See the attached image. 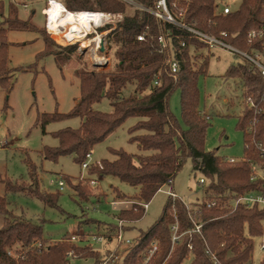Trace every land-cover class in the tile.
Instances as JSON below:
<instances>
[{"label":"trees","instance_id":"16d2710c","mask_svg":"<svg viewBox=\"0 0 264 264\" xmlns=\"http://www.w3.org/2000/svg\"><path fill=\"white\" fill-rule=\"evenodd\" d=\"M130 1L149 9H154L156 3V0ZM61 2L71 12L120 14L122 17L114 24L99 28V32L109 30L107 42L115 60L113 67L110 70L102 67L76 71L80 94L73 109L67 114L55 112L38 117L36 123L43 134L51 123L70 118L81 120L76 129L53 132L51 135L58 140V145L43 147L41 157L56 162L59 157L71 156L81 166L97 144L106 140L127 119L135 118L137 121L129 128L128 135L138 153L110 150L112 160L92 163L86 169L89 177H112L135 190L131 196L133 204L118 212L117 221L140 220L145 214L140 204H149L163 186L171 187L187 160L191 161L193 171L201 172L210 180L205 188V200L194 212L188 210L180 198L168 195L158 219L148 229L138 232L127 254L114 264H142L153 243L157 245V251L147 264H183L188 258H191L190 264H214L210 255H214L218 264H253L255 240L263 235L264 209L242 205L234 209L222 205L209 209L206 202L231 199L250 191L264 193L261 181L250 180L251 164L264 163V157H260L254 146V142L264 141V78L244 59L226 73L227 78L240 82L243 95H249L254 103L252 108H242L236 123V130L243 133L244 156L230 163L204 150L210 124L208 116L199 108L198 80L206 75L209 58L191 52L205 48L202 44L188 39L180 28L124 0ZM23 4V1L10 2L8 16L0 23V89L7 94L13 87V72L8 67V31L46 33L44 27L39 31L31 23V16L27 20L19 19L18 7ZM166 4L174 14L183 11V20L203 32L215 36L225 33V41L241 51L250 52L258 46L257 43L250 45L247 35L264 27V0H241L236 10L225 15L217 12L214 0H166ZM128 8L132 9L130 14L126 13ZM0 14L3 16V3H0ZM167 32L173 37L172 47L160 52L156 38ZM140 36H143L142 41L137 39ZM182 41L184 47L180 45ZM45 48L48 49L47 45ZM63 49L72 54L76 45ZM46 55H53L58 63L66 60L58 53L46 52ZM171 58L179 61L175 78L166 65ZM154 81L158 82L156 86H153ZM127 87H133V91L124 96ZM176 90L180 92L182 125L168 108L169 97ZM102 99L109 102V113L93 109ZM247 128L252 130L247 132ZM26 163L33 185L31 190L4 179L5 191L27 193L46 206L56 207L57 194L40 193L36 169L29 160ZM60 177L79 200L85 201L91 196L86 184L89 179L75 185L68 177ZM7 205L6 197L0 196V215L4 219L0 229V264H68L69 253V258L91 259L93 264L104 262L109 250L101 252L68 241L50 243L43 238L40 225L9 217L11 212ZM195 224L200 225L199 232L192 231ZM173 226L179 236L174 245ZM105 230L103 236L109 243L117 225H110ZM256 264H264V255Z\"/></svg>","mask_w":264,"mask_h":264},{"label":"rangeland","instance_id":"374dc122","mask_svg":"<svg viewBox=\"0 0 264 264\" xmlns=\"http://www.w3.org/2000/svg\"><path fill=\"white\" fill-rule=\"evenodd\" d=\"M214 1L219 13L224 6H228L232 11L236 10L241 2V0ZM0 3H3V16L0 14V23H2L8 16L10 2L0 0ZM43 7L44 0H32L28 10L18 7V17L27 20L31 16V23L40 31L42 27L45 28L44 17L41 15ZM32 10H34L33 15ZM131 12L130 8L126 10L127 14ZM111 21L114 24V18L108 23ZM40 32L38 34L24 30H9L7 33L8 67L13 72V87L8 94L0 89V196L6 197L7 210L11 212L9 217L21 218L40 225L43 238L50 243L67 241L75 235L88 237L104 235L105 229L110 225H117L118 212L130 208L133 204L134 200L131 196L135 190L112 177H89L86 170L76 164L71 156L59 157L56 162L44 160L40 155L42 148L58 145V140L51 134L64 128L76 129L81 120L70 118L51 123L45 127L46 134L42 133L41 126L36 121L41 114L55 112L67 114L73 109L80 94L76 71L102 67L110 70L113 67L115 60L113 52L108 48V32L100 35L104 46L102 52H96L94 43L90 42L91 39H85L75 43L76 50L72 54L63 49L72 45H65L61 40L58 41L62 45L56 44L46 34L47 32ZM63 34L70 39L66 33ZM46 52L58 53L66 60L58 63L53 55H46ZM191 52L209 58L207 73L198 80L199 108L208 116L210 124L204 150L226 160L238 161L244 156V146L243 133L236 130V123L245 106V98L240 82L237 79L227 78L226 73L231 66H236L243 60L220 50L208 51L203 48ZM103 57L108 60L106 63H102ZM132 91L133 87H127L123 95L127 96ZM168 108L181 123L179 90L174 91L169 97ZM93 109L102 113L111 111L106 99L94 105ZM136 121L135 118L127 119L106 140L97 144L91 152L90 159L87 160L88 164L104 159L112 160L110 150L121 149L128 154L136 155L138 151L135 144L129 142L128 135L129 128ZM26 160H29L36 169L39 192L57 194L56 207L46 206L38 198L27 193L5 191L2 183L4 179L18 182L19 186L31 190L33 185L28 176ZM61 175L68 177L75 185L89 179L86 184L91 196L85 201L79 200L65 181V187L60 191L57 181L60 180ZM201 181L203 184H200ZM209 183L210 180L201 172L192 170L191 161L187 160L175 177L173 185L164 186L154 195L148 204V210L134 226L130 225L132 222L123 221L122 232L128 238L134 239L140 230L148 229L160 216L170 194L180 198L188 210L196 211L205 200V188ZM3 224V216L0 215V229ZM127 232L131 233L126 234ZM258 243L256 239V248ZM72 244L99 248L97 244L87 241ZM114 249V239L109 243L105 242L104 248L100 251L109 250V252L102 264H114L122 260V257L119 261L113 258ZM257 253L255 257L258 259ZM190 261L191 258H188L183 264H190ZM68 264H93V260L68 257Z\"/></svg>","mask_w":264,"mask_h":264},{"label":"built area","instance_id":"2783aa9c","mask_svg":"<svg viewBox=\"0 0 264 264\" xmlns=\"http://www.w3.org/2000/svg\"><path fill=\"white\" fill-rule=\"evenodd\" d=\"M1 1H9L13 3H18L19 1H23L24 4L21 6L24 10L29 9V3L32 0H1ZM125 2L134 5L135 7L142 9L146 11L147 13L153 15L155 18L170 23L184 32H186L188 39H192L200 44H202L207 50H220L223 52H226L234 57H240L244 60H246L248 63H250L258 72L259 74L264 78V27H262L260 30H253L250 31L247 35V42L250 45H254L257 43V47L252 49L250 52H244L241 51L235 47H233L231 44L225 41L226 34L225 33H220L219 36L212 35L210 33L203 32L199 29H197L193 24H188L183 20L184 12L179 11L176 14L172 13L170 9L167 7L166 0H156L155 3V8L154 9H149L142 7L140 5H137L136 3L130 1V0H124ZM53 5H59L61 12V15L68 14L69 11L61 2V0H44V7L41 9V15L44 17V24H45V29L48 34V36L56 43L62 45L58 40H61L64 42L63 44L65 45H73L75 43H78L81 40H90L91 43H94V50L96 52H102L104 50V46L102 45V50L101 49V40H100V35L102 33L109 32L104 31V32H99V28H102L106 26L107 24H112L113 22H109L114 18V21L121 19V15H111L107 13H100L104 17L101 19L99 24H91L88 29L81 28L82 33L80 38H71L68 39L64 36L63 32L65 31L64 28L59 29L58 33H55L54 31L49 29V15L48 11L52 8ZM230 8L228 6H224L222 11L220 12L221 14L225 15L230 12ZM94 13H99V12H94ZM106 21V23H103ZM172 35L171 33L167 32L166 34L159 35L156 38L157 41V46L160 52H163L169 48L172 47ZM139 41L143 40V36H140L137 38ZM181 47L185 46V42L180 43ZM104 56V55H103ZM102 63H106L104 57L102 58ZM166 65L170 71V73L174 76L177 73L179 69V61L176 60L175 58H171L167 60ZM158 84L157 81L153 82V86H156ZM244 104L248 108H252L254 106V103L249 95L244 96ZM252 128H247L246 131L250 132ZM255 148L260 152V157H264V141H257L254 142ZM90 159V155L87 156V160ZM86 160L85 163L81 165L83 169H87L88 167V161ZM230 163L236 162L234 159H228L227 160ZM252 172H251V181H261L262 188L264 190V163L263 164H251ZM92 184L94 183L93 181L91 182ZM200 184H203V181H201ZM57 187L60 191H62L65 187L64 181L60 178V180L57 181ZM173 197H176V195L171 194ZM225 199V198H224ZM222 205L223 208L231 207L232 209L236 208L239 205L245 206V207H253L257 206L260 209H264V193L262 191H250L246 192L244 194H240L236 197H233L231 199H226L223 200L222 198L220 199H213L210 201L206 202V208H214V207H219ZM142 206L144 213L148 210V204H140ZM262 224V229H263V235L257 240L259 241L258 246L256 250H254V255H253V264H256L259 260L264 255V221L261 223ZM123 221H118L117 223V230L115 232V235L113 236V239L115 241V249L112 251V256L115 260L119 261V259L127 254L129 248L133 245L134 239L128 238L123 232H122V227H123ZM200 225L195 224L194 229L192 231L199 232ZM176 226L171 227V231L173 232V237H172V244L174 245L179 236H176ZM68 242L70 243H75V242H80V241H87L91 242L94 244H97L99 248L93 249L100 251L101 249L104 248L106 239L103 235H90L85 236V235H75L71 236L69 239H67ZM120 248V250H118ZM157 251V245L153 243L151 247L147 251V255L143 260L142 264H147V262L150 260V258L153 256V254ZM258 252V253H257ZM259 256L257 259L255 256ZM69 257H71V254H68ZM211 260L214 264H218L216 258L214 255H210ZM257 261V262H256Z\"/></svg>","mask_w":264,"mask_h":264},{"label":"bare ground","instance_id":"6f19581e","mask_svg":"<svg viewBox=\"0 0 264 264\" xmlns=\"http://www.w3.org/2000/svg\"><path fill=\"white\" fill-rule=\"evenodd\" d=\"M59 5H53L48 11L49 15V29L58 33L59 29L64 28L67 36L71 38H80L81 28L88 29L91 24H99L104 17L100 13L93 12H69L61 15Z\"/></svg>","mask_w":264,"mask_h":264},{"label":"crops","instance_id":"0c3cea01","mask_svg":"<svg viewBox=\"0 0 264 264\" xmlns=\"http://www.w3.org/2000/svg\"><path fill=\"white\" fill-rule=\"evenodd\" d=\"M163 187H164V186H163ZM163 187H162V188H163ZM162 188H161L159 191H161ZM167 194H168V193H167ZM135 224H136V222H132V223H130L131 226H134ZM128 233H131V232H127L126 234H128ZM137 234H138V233H137ZM136 236H137V235H136Z\"/></svg>","mask_w":264,"mask_h":264},{"label":"water","instance_id":"95a60500","mask_svg":"<svg viewBox=\"0 0 264 264\" xmlns=\"http://www.w3.org/2000/svg\"><path fill=\"white\" fill-rule=\"evenodd\" d=\"M103 48H102V44H101V49L100 50H102Z\"/></svg>","mask_w":264,"mask_h":264}]
</instances>
